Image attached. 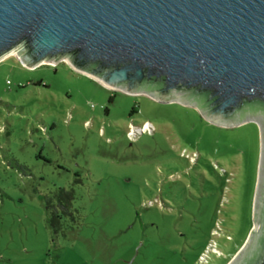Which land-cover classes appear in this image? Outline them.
Returning <instances> with one entry per match:
<instances>
[{
    "label": "rangeland",
    "instance_id": "1",
    "mask_svg": "<svg viewBox=\"0 0 264 264\" xmlns=\"http://www.w3.org/2000/svg\"><path fill=\"white\" fill-rule=\"evenodd\" d=\"M110 95L64 62H0V264H229L255 225L259 126Z\"/></svg>",
    "mask_w": 264,
    "mask_h": 264
},
{
    "label": "water",
    "instance_id": "2",
    "mask_svg": "<svg viewBox=\"0 0 264 264\" xmlns=\"http://www.w3.org/2000/svg\"><path fill=\"white\" fill-rule=\"evenodd\" d=\"M67 63L105 88L257 124L254 228L229 264H264V0H0V62Z\"/></svg>",
    "mask_w": 264,
    "mask_h": 264
},
{
    "label": "flooded vegetation",
    "instance_id": "3",
    "mask_svg": "<svg viewBox=\"0 0 264 264\" xmlns=\"http://www.w3.org/2000/svg\"><path fill=\"white\" fill-rule=\"evenodd\" d=\"M108 89V88H107ZM111 92V97L109 102L112 104L115 102L116 98L118 97L119 94H123L119 91H113L108 89ZM126 95V94H124ZM130 96V95H129ZM52 218L54 220L55 224V231L57 232L58 229L60 228V221L63 217L65 216H71V212H68L64 208V204H62L61 201H59L56 205L52 204V210H51Z\"/></svg>",
    "mask_w": 264,
    "mask_h": 264
},
{
    "label": "trees",
    "instance_id": "4",
    "mask_svg": "<svg viewBox=\"0 0 264 264\" xmlns=\"http://www.w3.org/2000/svg\"><path fill=\"white\" fill-rule=\"evenodd\" d=\"M73 195L72 192L66 191V190H61V202L64 204V208L66 211L71 212V206H72V200H73ZM52 209V206H50V210ZM54 220L52 219V226L55 230V224Z\"/></svg>",
    "mask_w": 264,
    "mask_h": 264
}]
</instances>
